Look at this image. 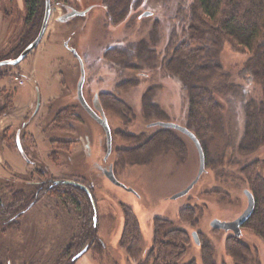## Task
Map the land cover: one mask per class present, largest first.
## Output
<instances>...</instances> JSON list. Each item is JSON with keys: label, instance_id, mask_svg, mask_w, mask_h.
Here are the masks:
<instances>
[{"label": "rangeland", "instance_id": "obj_1", "mask_svg": "<svg viewBox=\"0 0 264 264\" xmlns=\"http://www.w3.org/2000/svg\"><path fill=\"white\" fill-rule=\"evenodd\" d=\"M51 1L53 14L41 43L19 66L10 67L9 72H4L7 76L0 78V108L7 104L3 91L10 93L15 101L14 106L16 105L18 109H23L32 100L25 111L16 112L14 115L15 118L18 117L16 119L2 115L0 112V175L3 177V175L12 174L10 178L5 179H10L16 188H24L28 194L35 189V180L44 183L53 181L54 183V180L74 178L78 173L81 175L84 170L85 180L92 177L94 181L93 188H91L94 202L87 193L83 192L77 198L79 203L77 204L69 195L71 190L63 184L54 185L53 192L41 191L39 196L37 195L38 202L30 208H27L29 202L26 203V210L16 216L17 225L12 227L5 224L3 221L6 218L0 222V264H61L62 262L77 264L78 261L74 262L71 257L87 245H90V249L80 263L84 261L83 264H138L152 247L153 222L156 218L169 219L174 228L184 229L189 234L191 244L184 263L190 260L201 263L203 249L200 247L201 243L200 245L195 243L192 235L194 231H197L200 242L214 246L218 254V263L239 264L228 253V247L231 246L229 233L213 229L210 223L215 218L226 221L236 219L247 207V197L244 191L248 188L246 182L243 183L238 178L239 176L237 178L232 176L237 168L233 170V173L232 170L230 171L226 181L221 182L215 169L209 165L223 157L222 152L226 144L224 141L234 129L231 126L232 122L236 123V127L238 125L241 128L244 127L246 118L243 112V94L236 95L234 92L227 96L219 94L225 100L226 109L223 112V118L218 119V123L212 126L209 137L203 143L208 157L206 171L186 196L176 201L169 200L173 195L185 189L194 180L199 170V155L194 143L188 137H181V135L178 139L179 143L175 146L156 147V157L151 161L135 165L121 164L117 167L118 179L133 189L134 193L116 186L91 169V162L86 159L85 150L80 144L60 145L64 140L63 135H67L71 129L60 130L63 124L50 123L51 116L47 101L61 95L62 92L68 95L77 90L81 70L79 61L69 49L74 48L84 62L86 70L84 91L89 102L93 101L95 93L115 91L119 85L129 80L141 81V86L124 91L123 98L140 108L144 91L147 87H152L155 89V96H153L155 99L152 103H156L165 110L170 107L171 122L176 123L177 114L175 113H179L182 115V120L187 121L189 102L179 78L175 75H166L165 78L158 75L159 77L155 79L150 77L148 80L142 78L141 72L130 69H126L123 75L119 76L120 66L117 65L122 64L116 63L118 62L117 57L106 56L109 48L115 46L130 49L131 43H136L146 37L150 38L152 33L156 35L155 39L165 40L154 47L162 49L170 39V28L167 26L171 24V14L165 18L160 13L155 14V10L162 9L158 6L164 5L163 0H156L147 9H141L142 15L150 12V16L148 15L150 18L144 16V19L137 22L132 17L123 26H112L107 22L105 7L97 6L102 3V0ZM12 4L14 5L12 9L16 14L11 12V16H6L4 1L0 0V28L1 36H3L0 50L2 49V52L12 47L16 36L18 37L23 29L24 2L13 0ZM174 5L175 7L178 5L176 1H173L171 9H174ZM90 6L93 8L84 18L79 16L65 23L58 20L67 10L83 11ZM163 8L166 9L165 6ZM157 23L160 25L159 28L155 26ZM165 27L167 28L164 29ZM164 30H166L165 33ZM111 55L114 54L111 53ZM248 58V52L235 48L227 42L220 57V63L225 67L221 75L225 76V73H229L231 78H224L220 81V85L216 80L205 82V88L212 89L215 85L227 88L234 83H241L238 72ZM3 71H0V74ZM246 89L249 99L255 101L258 106L263 103L260 87L246 84ZM37 95L41 97L44 104H40L35 112L34 116L37 118L32 119ZM56 106L61 107V105ZM104 110L113 134L112 154L107 161L103 158L106 151V136L102 127L80 109H77L79 119L68 118L72 124L77 128H82L83 132L90 136L95 160L100 163L107 165L113 162L116 159L117 148L127 149L131 146L125 135L140 131L155 132V129H150L153 127L147 130V124L141 118L131 126L114 112L106 108ZM29 115L32 120L29 119L30 121L25 125L23 121H26ZM21 127H23L22 136H24L25 147L29 149L34 139L38 153V158L34 161L36 165L30 167L22 176L18 173L25 171L26 164L22 154L16 149L15 141V131ZM49 136L55 140L53 145L48 141ZM69 150L70 152H67ZM257 151V154H251L246 158L237 154L245 164L253 161L261 153L264 156V148ZM227 156L229 154L224 155L225 159ZM7 180H1L0 185L2 196H0L2 201H0V211L2 213H7L11 205L15 207L17 205L10 199V190L6 191L7 188H3ZM29 180L31 184H28ZM218 190L224 191V195L216 194ZM73 194L76 197L75 193ZM165 198L167 200H164ZM185 207H191L196 211L195 217L189 221H182L179 217V212ZM129 209L136 215L142 233L143 249L139 254V260L133 254H127L121 247L126 219L125 211ZM91 229L96 231V235L87 242L85 239ZM99 240L105 243V253L102 259V254L100 255L98 249L99 245H97ZM240 240L253 250V254L258 251L259 254L256 253L257 264H259L258 256H260L261 264H264L262 240L244 227ZM70 246L74 248L69 250ZM66 253L69 255L68 258H66Z\"/></svg>", "mask_w": 264, "mask_h": 264}, {"label": "trees", "instance_id": "obj_2", "mask_svg": "<svg viewBox=\"0 0 264 264\" xmlns=\"http://www.w3.org/2000/svg\"><path fill=\"white\" fill-rule=\"evenodd\" d=\"M2 1H4L6 16H11V12L16 14L13 10V0ZM154 1L156 0H102V3L97 6L105 7L106 19L110 25L123 26L132 17L137 22L144 19L141 9H147ZM163 1L164 5L158 6L162 9L155 10V14L160 13L163 18L171 14V24L167 26L170 28V39L162 49L154 47L165 40L155 39L156 35L152 33L150 38L146 37L136 43H131L130 49L113 46L109 48L106 56L117 57L118 62L116 61V63L122 64L117 65L120 66L119 76L123 75L126 69H130L141 72L143 79L150 80V77L155 79L159 77L158 75L163 78L166 75H175L181 80L183 91L188 97V114L187 121H184L182 115L175 113L177 114L175 122L187 127L197 136L204 149L206 165L208 157L203 144L204 140L209 137L212 126L218 123V119L223 118V112L226 109L225 100L219 94L222 93L224 96L232 92L236 95L243 94V112L245 113L244 118H246L244 127L241 128L239 125L236 127V123L232 122L231 126L234 129L226 137L225 150L222 152V155L229 154V156L225 159L223 155L216 163L211 162L209 166L215 169L221 182L226 181L230 171L232 170L233 173V170L237 168L232 176L236 178L239 176L238 178L243 183L246 182L247 188L255 197L254 211L243 227L251 230L264 243V156L261 153L253 161H248L245 164L240 159L254 153L257 154V150L260 151L264 148V0ZM173 1H176L178 5L176 7L174 5V9H171ZM23 2V29L11 47V52L16 56L37 38L46 9V0H23ZM154 6L157 7V5ZM147 18L150 17L147 16ZM158 23L155 25L157 28L160 27ZM165 32L166 30H164ZM227 42L235 48L248 52L249 58L238 72V77L242 82L234 83L227 88L218 85L212 87L213 90L205 88V82L216 80L220 85V81L224 78H231L229 73H225L226 77L221 75L224 73L225 67L221 65L220 57ZM218 73L220 74L218 75ZM246 84L260 87L263 95L261 105L258 106L255 101L248 98ZM139 86H141V81L129 80L119 85L115 91L104 93L106 101H104L106 103V107H104L107 110L114 112L131 126L141 118L147 124V130L155 129L154 133L140 131L125 135L131 146L118 151L122 165L128 163L135 165L151 161L156 157V147L175 146L179 143L180 135L186 137L174 129L158 126L150 128L149 125L156 121L171 122L169 115L172 113L169 111L170 107L165 110L156 103H152L155 99L153 97L155 89L152 87H147L144 91L140 108L123 98L124 91ZM61 101L60 99L58 104H61ZM59 113L60 116L57 115L58 123L63 124L60 126V130L71 129L74 124L67 117H62V112ZM77 118L79 119V117ZM235 129L240 135L239 137L236 136ZM224 136L226 135L224 134ZM62 141L61 146L69 145ZM67 188L71 190L69 195L79 204L77 198L82 195L83 191L74 186H67ZM215 193L224 195V191L220 190ZM25 205L22 204L20 208L11 205L7 213L0 211V222L6 218L3 221L5 224L12 227L17 225L15 223L16 216L22 214L26 209ZM195 214V209L187 207L179 212V217L182 221H189L195 217ZM125 218L121 243L130 254L139 258L143 240L138 219L131 209L125 211ZM95 235L96 231L91 229L88 236L91 238ZM229 242L231 246L228 247V253L234 261L239 264H257L256 253L258 255V251L253 254V250L235 236L230 237ZM190 244V236L184 229L174 228L169 219L156 218L154 220L153 247L138 264H220L214 246L206 242L201 247L203 249L201 263L195 260L184 263ZM258 262L261 264L260 256H258Z\"/></svg>", "mask_w": 264, "mask_h": 264}, {"label": "flooded vegetation", "instance_id": "obj_3", "mask_svg": "<svg viewBox=\"0 0 264 264\" xmlns=\"http://www.w3.org/2000/svg\"><path fill=\"white\" fill-rule=\"evenodd\" d=\"M78 11H82V10H78ZM68 12H71V10H67L65 12L68 13ZM88 14V13H87ZM87 14H85L84 16H80L82 18H84ZM79 18V16H76L75 18ZM73 18V19H75ZM72 19V20H73ZM71 22V20L69 21ZM65 23V22H64ZM2 35V31H1V28H0V44L2 42V38L3 36ZM17 37V36H16ZM14 43V42H13ZM2 45V44H1ZM26 49V48H25ZM24 49V50H25ZM74 49V48H73ZM23 50V51H24ZM1 52L3 51L2 49L0 50ZM22 51V52H23ZM71 51V50H70ZM0 52V62L2 61H8V60H13V59H17L21 53L19 55H15L11 52V47L10 49L4 51L1 53ZM72 52V51H71ZM33 53V52H32ZM73 53V52H72ZM31 54V53H30ZM29 54V55H30ZM28 55V56H29ZM74 55V53H73ZM27 56V57H28ZM75 56V55H74ZM26 57V58H27ZM25 58V59H26ZM75 58L78 60V58L75 56ZM24 59V60H25ZM23 60V61H24ZM22 61V62H23ZM79 61V60H78ZM21 62V63H22ZM21 63H19L18 65L16 66H19ZM10 67H13V66H7V65H4V66H1L0 67V71L4 70L1 74H0V78H2L3 76H7L4 72H9V68ZM15 67V66H14ZM85 83H86V79H85ZM85 83H84V86H83V96H84V100L86 101V103L96 112L97 115H101V113L95 108L96 104H99L100 106H102L103 109H105L104 107V101H105V97H104V93L106 91H103V92H98V93H95L94 95V99L92 102H89L88 100V97L87 95H85V91H84V88H85ZM3 93L6 95L5 98H6V102L7 104L5 105H2V107L0 108V112L2 113V115H8V116H11V117H14V115L16 114V112H18V110H22V111H25L26 107L30 106V103L24 107L23 109H18V107H16V105L14 106L15 104V101L14 99H12L10 93H8L7 91H3ZM63 93V92H62ZM57 97H54V98H51L49 99L47 102H48V110L50 111V116H51V120H50V123H57L58 122V118H57V115L60 116V113L59 112H62L63 116L67 117V118H70V117H74V118H77L79 117L77 115V109H80L82 110L83 112L87 113L89 115V117L91 119H93L97 124H99L101 127L102 125L95 119L93 118L86 110L85 108L83 107L81 101L79 100V97H78V85H77V90H74L73 92H71L70 94L68 95H65V93H63ZM62 100L61 104H58V101L59 100ZM35 101L37 102L36 103V108L34 110V112L32 113L31 117L34 116L35 112L38 110L40 104H42V100H41V97L39 95H37L35 97ZM44 104V103H43ZM56 105H61V107L59 106H56ZM17 108V109H16ZM54 108L55 109V113H54ZM70 108H73V109H70ZM62 109H65V111H62ZM8 111V112H7ZM105 112V110H104ZM7 113V114H6ZM106 115V114H105ZM16 118H18L16 116ZM14 117V119H16ZM34 118H37V116H34L32 119ZM20 119V118H19ZM30 115H29V118L26 120V121H23V123L26 125L30 120ZM56 120V121H55ZM110 126V125H109ZM71 131H69V133H67V135H63L64 136V142L66 143H69L70 145H76V144H80V146L83 148V150H85V157L86 159L90 160L91 164V169L94 170L95 172H97L98 175L100 176H103L105 177L107 180H109L106 176V172L109 171L111 168L113 169L114 171V174L116 176V178L118 179L119 178V173L117 172V167H120L121 165V157L119 156V153L118 151L121 150V149H116V159L113 161V162H110L108 163L107 165L104 164V163H100L98 161L95 160V155H94V152L92 150V143H91V138L90 136L87 134V133H84L82 128H77L76 125H72L71 126ZM22 128L21 127L20 129H18L17 131H15V141H16V149L19 150V152L22 154L23 158L25 159V171L23 172H20L18 174H20L21 176L27 171L29 170L30 167L36 165L34 163L35 159L38 158V153H37V148H36V142L35 140L33 139V143H31L29 149H27L23 143V139H24V136H22ZM111 128V127H110ZM102 129L104 130L105 132V136H106V151H105V156L103 157L104 158V161H107L108 157H110V155L112 154V149H113V134H112V130H111V134H112V147H111V151L109 153V150H108V138H107V134H106V131L105 129L102 127ZM10 134H11V129L9 130ZM7 134V133H6ZM47 134V133H46ZM44 136V134H43ZM9 138V137H8ZM47 139V138H46ZM6 138L4 139V142H5ZM48 141L51 142V144L53 145V142H55L54 138L53 137H50L48 138ZM57 142L60 141V140H56ZM9 145V144H8ZM10 146V145H9ZM72 147V146H71ZM70 147V148H71ZM67 152H70L67 151ZM33 160V161H32ZM37 170V169H36ZM16 172V171H15ZM12 175V174H11ZM10 176H4L3 177L0 175V185L2 184V181H6L7 179L5 178H10ZM2 177V178H1ZM85 171L83 170L82 174L80 175V173L76 174V176H74V178H69V179H62V180H54V183L53 181L50 183V182H47V183H44L43 181H37L35 180L34 182V187L35 189L31 192V193H28L26 194L27 192H25V189L24 188H19L12 184L10 179L7 180V182L4 184L3 188H7L6 191L10 190L9 193H10V199L13 200V202H16L17 205H16V208H20L22 204H26V202H29V205L27 206V208H30L31 206H34L36 202H38L39 200V193L41 191H46V192H53L54 190V185H60V184H63L65 186H74V187H77L79 189H81L83 192L87 193L88 194V197H90L89 193L87 192V189L90 190V193L92 194V197H90V199L92 200L93 199V193H92V190L91 188H93V184H94V181H92L93 179L89 178V179H86L85 180ZM2 180V181H1ZM119 180V179H118ZM66 181L68 182H74V183H78L80 185H75V184H71V183H65ZM110 181V180H109ZM120 181V180H119ZM31 181L29 180L28 181V184H31L30 183ZM111 182V181H110ZM121 182V181H120ZM112 183V182H111ZM124 184V183H123ZM31 186V185H30ZM129 188V187H128ZM68 189V188H67ZM69 190V189H68ZM68 192V191H67ZM66 193V192H65ZM70 193V192H69ZM68 193V194H69ZM134 193V192H133ZM38 195V196H37ZM1 196V195H0ZM16 196V197H15ZM2 197V196H1ZM0 197V198H1ZM15 198V199H13ZM181 198V197H180ZM179 199V198H177ZM177 199H172V197L169 199V200H172V201H176ZM164 200H167L166 198ZM94 201V199H93ZM186 208V207H185ZM26 210V209H25ZM24 210V211H25ZM96 218V217H95ZM219 219V218H218ZM154 224V222H153ZM124 231V230H123ZM227 233H229V236H235L233 234L232 231H228ZM123 235V234H122ZM87 239H85L87 242H89V240L91 239L89 236H86ZM85 237V238H86ZM154 237V236H153ZM122 242V240H121ZM201 245L200 247H202V241L200 242ZM99 245L98 249L100 251V255L102 256L101 259L103 258V254L105 253V243L102 241V240H99V243L97 244ZM143 245V243H142ZM121 247L127 252V254H129V251L127 250V248H125L122 243H121ZM152 247H153V244H152ZM152 247L149 249V251L152 249ZM72 248H74V246H70L69 250H72ZM90 249V245H87L85 248H83V250H81L79 253H77L75 256L71 257L73 259L74 262H77V264H80L81 262V259L86 255V252ZM143 249V247L141 248ZM85 251V252H84ZM148 251V252H149ZM82 253V254H81ZM79 254H81V256H79L78 258H76ZM69 255L66 253V258H68ZM137 260H139V258H136ZM61 264H67L65 262H62Z\"/></svg>", "mask_w": 264, "mask_h": 264}, {"label": "water", "instance_id": "obj_4", "mask_svg": "<svg viewBox=\"0 0 264 264\" xmlns=\"http://www.w3.org/2000/svg\"><path fill=\"white\" fill-rule=\"evenodd\" d=\"M92 8H93V6H90L89 8H87V9H85L83 11H78L76 9H71V12H68V13L64 14L63 16L59 17L58 20H59V22H68V21L72 20L73 18H75L76 16H84ZM52 14H53L52 1L51 0H46L45 16H44V20H43V24H42L41 30H40L37 38L26 47V49L21 53V55L17 59L8 60V61H2V62H0V67L4 66V65H7V66H16V65H18L30 53H32L39 46V44L41 43V41H42V39H43L47 29H48V25H49V22H50ZM148 15H150V12H145L142 16H148ZM69 49L78 58L79 63H80L81 76H80V81L78 83V97H79V100L81 101V103H82L83 107L85 108V110L93 118H95L102 125V127L105 129L106 134H107V138H108V150H109V153H110L111 147H112V134H111V128H110L109 123H108V119H107V117L105 115V112H104V109L102 108V106H100L99 104L95 105L96 106L95 108L101 113V115L99 116V115L96 114V112L84 100L83 86H84L85 79H86V70H85L84 62H83L82 58L80 57V55L78 54V52L76 51V49H73V48H69ZM149 126L150 127L158 126V127H163V128H169V129L177 130L180 133H182L183 135H185L186 137H188L194 143V145H195V147H196V149L198 151V155H199V170H198V173H197L196 177L194 178V180L185 189H183L182 191H180V192L176 193L175 195H173L172 199H177V198L186 196L194 188V186L199 182V180L201 179L202 175L206 171V157H205L204 149H203L199 139L197 138V136L191 130H189L187 127L182 126V125H180L178 123L166 122V121H156V122L151 123ZM106 176L114 185L122 187L123 189H125V190H127L129 192H133V189L128 188L125 184H123L122 182H120L116 178L112 168L109 171L106 172ZM65 183H71V184H75V185H80L78 183L68 182V181H66ZM87 192L89 193L90 197H92V194L90 193V190L87 189ZM244 194L247 197V207H246V209L234 220L226 221V220H221V219H218V218L213 219L211 221V223H210V225H211V227L213 229L224 230L226 232L232 231L233 234L235 235V237H238V238H240L242 236V228L246 224L248 219L251 217V215H252V213L254 211V208H255V197H254L253 193L249 189H246L244 191ZM92 201H93V199H92ZM192 235H193L195 243L197 245H200L198 232L194 231L192 233ZM81 254H79L76 258L81 256Z\"/></svg>", "mask_w": 264, "mask_h": 264}, {"label": "crops", "instance_id": "obj_5", "mask_svg": "<svg viewBox=\"0 0 264 264\" xmlns=\"http://www.w3.org/2000/svg\"><path fill=\"white\" fill-rule=\"evenodd\" d=\"M83 263H84V261L82 263H80V264H83ZM89 264H91V263H89Z\"/></svg>", "mask_w": 264, "mask_h": 264}]
</instances>
